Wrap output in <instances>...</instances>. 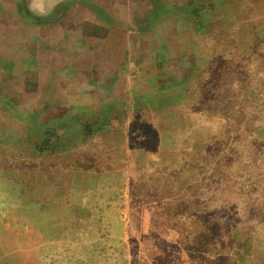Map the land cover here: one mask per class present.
Here are the masks:
<instances>
[{
	"label": "rangeland",
	"instance_id": "374dc122",
	"mask_svg": "<svg viewBox=\"0 0 264 264\" xmlns=\"http://www.w3.org/2000/svg\"><path fill=\"white\" fill-rule=\"evenodd\" d=\"M153 1L0 0V264H264V0Z\"/></svg>",
	"mask_w": 264,
	"mask_h": 264
},
{
	"label": "crops",
	"instance_id": "0c3cea01",
	"mask_svg": "<svg viewBox=\"0 0 264 264\" xmlns=\"http://www.w3.org/2000/svg\"><path fill=\"white\" fill-rule=\"evenodd\" d=\"M145 3L146 4H148V5H150L151 7H153L154 5H155V2L153 1V0H145ZM139 22H137V23H134L133 25V28H135V29H137L138 28V26L140 25V24H138Z\"/></svg>",
	"mask_w": 264,
	"mask_h": 264
},
{
	"label": "trees",
	"instance_id": "16d2710c",
	"mask_svg": "<svg viewBox=\"0 0 264 264\" xmlns=\"http://www.w3.org/2000/svg\"><path fill=\"white\" fill-rule=\"evenodd\" d=\"M42 20H45L44 18Z\"/></svg>",
	"mask_w": 264,
	"mask_h": 264
}]
</instances>
